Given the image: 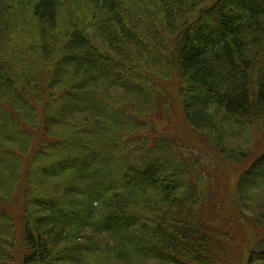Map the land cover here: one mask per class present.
Segmentation results:
<instances>
[{
	"label": "trees",
	"instance_id": "obj_1",
	"mask_svg": "<svg viewBox=\"0 0 264 264\" xmlns=\"http://www.w3.org/2000/svg\"><path fill=\"white\" fill-rule=\"evenodd\" d=\"M153 2L156 8L157 4L160 7L172 50L163 42V31L155 25L154 46L146 34L142 36L136 30L130 21L135 16L130 14L133 8L129 7V0H0V131L6 129L10 136L18 133L22 121L34 124L36 107L47 98L45 115L53 111L61 122L51 123L64 126L69 132L77 131L62 139L46 140L47 147H42L34 162L41 165H34L29 172L36 174L37 183L35 187L34 180L28 179L30 189L25 193L28 252L24 264H91L87 258L97 254L96 237L104 233L116 240L111 250L120 261L129 257L133 264H138L139 258L174 264L171 262L177 261L181 253L178 245L185 249L182 254L192 264H205L210 259H197L191 254V236H197L195 226L182 230L170 225L175 213L186 212L189 204L200 201L191 180L199 160L188 152L166 150L164 143H158L152 148L154 151H149V162L121 164L113 154V145L96 146L91 138L97 136L95 131L100 132L104 123L108 125L104 126L105 139L107 133L121 138L116 122L107 120L110 103L105 96L110 87L151 102L147 86L151 91L153 82L148 74L163 77L168 72L157 68L163 65L158 62L156 49L163 44L170 51L165 56V68L179 76L185 116L196 130L206 137L214 136L222 147L220 125L244 130L261 121L264 126V2ZM80 4L88 13L77 20L74 10ZM157 17L158 14H150L148 21L155 23ZM89 23L103 33L107 49L101 50L90 38ZM6 27L32 35L24 56L20 50L27 38L17 39L12 48L10 40L1 35ZM5 49L9 53H4ZM104 88L107 93H103ZM60 93L64 95L55 96ZM210 107L212 112L208 111ZM77 113L91 114L96 120L83 125L76 122L80 118ZM101 115L106 119H101ZM222 115L224 120L218 121ZM83 126L94 133L80 132ZM43 149L57 153L52 159L38 162ZM4 151L8 154L2 157L1 168H7L12 157H18L16 152ZM102 162L105 166L101 170ZM245 175L264 177V154ZM4 211L0 207V214ZM147 213L159 217L157 231L142 223L141 230L135 232L141 216ZM1 216L0 235L8 234L11 224ZM138 237L144 240L146 250L138 245ZM156 237L158 240L152 242ZM195 240L196 252L206 251V244H202L205 238L200 241L197 236ZM257 246L260 251L255 264H264V238ZM0 247L2 259L3 250L9 251L10 246L0 239Z\"/></svg>",
	"mask_w": 264,
	"mask_h": 264
},
{
	"label": "rangeland",
	"instance_id": "obj_2",
	"mask_svg": "<svg viewBox=\"0 0 264 264\" xmlns=\"http://www.w3.org/2000/svg\"><path fill=\"white\" fill-rule=\"evenodd\" d=\"M261 1L264 2V0ZM128 4L134 9H130V14L135 16V20L130 21L136 30L142 36L146 34L151 45L154 46L157 45V41L154 40L153 33L155 31L152 25H155L158 30L163 31L160 34L163 42L167 44L169 50H172L171 39L164 32L163 15L158 4V10L153 0H129ZM74 11L77 20L83 14L88 13L83 4L78 5ZM150 14L154 16L158 14L155 23L148 21ZM31 20H33L32 16ZM216 20H218V16H216ZM90 23L87 27L90 31V38L101 50L107 49V44L103 41V33ZM1 33L2 38L6 39L7 37L10 40L12 48L17 39L26 37V43L20 51L22 56L29 51L32 35L28 31L19 34L6 27L4 31L1 30ZM5 47L8 48L7 44ZM4 53H9V50L5 49ZM169 53L170 51L168 52L164 44L156 49L158 62L164 66L157 68L168 72L163 77L153 73L148 74L153 82L151 91L147 86L152 99L150 103L142 96L121 93L112 87L109 88L108 93L107 88L103 89V93H107L105 100L110 103L108 110L110 116L107 120L116 122L117 133L121 135V138H115V135H109L106 132L108 138L105 139L103 135L104 126L108 127V125L104 123L102 130L100 132L95 131L97 136H92L91 139L96 143V146L113 145L112 147H115L113 154L118 156L117 162L121 164L149 162L151 159L149 151H154L152 148L158 143H164L163 148L166 150L174 152L181 150L195 156L199 162L191 180L192 183L196 184L197 192L195 193L200 201L189 204L186 212L175 213L170 225L182 230L188 227L192 229L195 226L199 240L205 238L202 244H206L207 249L206 251L198 249L196 252L197 242L193 241H196L197 236H191L192 243L190 245L193 248L191 254L196 255L197 259L199 257L210 258L204 261L205 264H255L256 254H259L260 251V246L257 245L264 238V177H248L245 174L248 172V168L264 154V126L261 121H256L253 126L244 130H238L230 124H226L225 128L220 125L218 130H221L223 135L220 139L222 147L218 146L214 136L207 135L206 137L201 134L185 116L180 98L181 81L179 76L165 68L167 66L165 56H168ZM169 58L172 59L173 54ZM57 95L62 96L64 94H55V96ZM6 101L9 99L7 98ZM48 101L49 98L37 105V118L34 124L28 125L22 121L23 125L21 124V127L17 129L18 133L10 136L6 133V129L0 131V164L4 161L2 157L8 154L4 149L18 154L17 158L12 157L8 161L9 166L7 168L0 167V198L4 197L0 199V207L5 210L1 214L7 218L9 222L7 224H11L12 227L8 234L1 233L0 235V239H5L10 246L9 251L6 252V248L3 250L4 256L2 259L0 258V264L3 262L5 264H24L23 259L28 252L24 228L25 193L30 189V187L27 188L28 179L34 180L32 184L37 183L35 181L36 174L29 172L34 165H41V163L34 164L38 152L42 147H47L46 140L62 139L77 132L76 130L69 132L65 130L64 126L51 123L61 122L55 119L53 111H50L48 116L45 115V107ZM208 111L212 112V107ZM123 113H125L124 116ZM77 115L80 118L76 122L83 123V125L92 124L96 120L91 114L77 113ZM111 115L117 118L114 119ZM104 117L105 115L100 116L101 119L105 120L106 117ZM223 120V115L218 118V121ZM205 131L207 132V130ZM24 132L27 134L25 135ZM80 132L84 134L94 133L86 126H83ZM111 133L115 134V132ZM8 143L13 147L9 146ZM72 147L77 146L73 144ZM99 148L96 147V149ZM223 149L231 150V152L225 154ZM55 153L57 151L52 149L48 151L43 149L38 162L45 161L46 158L52 159ZM7 159H10V155H7ZM190 163L192 162L190 161ZM4 166L2 165V167ZM104 166L105 163L102 162L101 170ZM84 173L87 174V171ZM58 178L55 180L58 181ZM34 186L36 187V184ZM34 207L36 208V206ZM158 207L161 208V205ZM163 211L167 212L164 209ZM1 214L0 218H3ZM140 219V226L135 232L141 230L142 223H148L151 228L154 226L156 231V227L160 225V219L154 213H147ZM181 221L183 222L181 223ZM164 229L166 230V227ZM166 232L169 233L167 230ZM190 233L195 235L194 231H190ZM156 240L158 237L154 238L152 242ZM96 242L98 252L96 255L88 257L87 263L133 264L129 257L122 261L116 259L115 253L111 250L115 247L116 240L108 234H98ZM2 249L0 247V250ZM178 250L181 252L178 260L171 263L192 264L182 255V251L185 249L178 245ZM170 252L169 254H173ZM10 254L13 255L12 260ZM138 261V264H168L156 259L141 261L139 258ZM201 263L199 262V264Z\"/></svg>",
	"mask_w": 264,
	"mask_h": 264
},
{
	"label": "bare ground",
	"instance_id": "obj_3",
	"mask_svg": "<svg viewBox=\"0 0 264 264\" xmlns=\"http://www.w3.org/2000/svg\"><path fill=\"white\" fill-rule=\"evenodd\" d=\"M136 224H137V222H136ZM170 230H171V227H170ZM137 242H138V245L140 246V248L142 249V250H146L145 249V242H144V240L142 239V237H138V240H137ZM183 255V254H182ZM183 256H185V258H187L188 256L187 255H183Z\"/></svg>",
	"mask_w": 264,
	"mask_h": 264
}]
</instances>
